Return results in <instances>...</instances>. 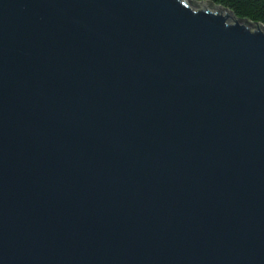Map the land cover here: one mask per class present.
I'll list each match as a JSON object with an SVG mask.
<instances>
[{"label":"water","instance_id":"obj_1","mask_svg":"<svg viewBox=\"0 0 264 264\" xmlns=\"http://www.w3.org/2000/svg\"><path fill=\"white\" fill-rule=\"evenodd\" d=\"M0 264H264V26L0 0Z\"/></svg>","mask_w":264,"mask_h":264},{"label":"trees","instance_id":"obj_2","mask_svg":"<svg viewBox=\"0 0 264 264\" xmlns=\"http://www.w3.org/2000/svg\"><path fill=\"white\" fill-rule=\"evenodd\" d=\"M211 2L233 12L237 19L264 26V0H189Z\"/></svg>","mask_w":264,"mask_h":264}]
</instances>
